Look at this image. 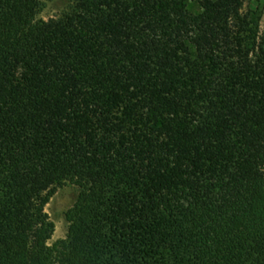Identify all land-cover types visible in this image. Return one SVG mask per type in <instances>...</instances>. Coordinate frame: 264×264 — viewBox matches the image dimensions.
Returning a JSON list of instances; mask_svg holds the SVG:
<instances>
[{"label": "trees", "instance_id": "1", "mask_svg": "<svg viewBox=\"0 0 264 264\" xmlns=\"http://www.w3.org/2000/svg\"><path fill=\"white\" fill-rule=\"evenodd\" d=\"M42 4L0 0V264H264L261 16L72 0L44 20Z\"/></svg>", "mask_w": 264, "mask_h": 264}, {"label": "rangeland", "instance_id": "2", "mask_svg": "<svg viewBox=\"0 0 264 264\" xmlns=\"http://www.w3.org/2000/svg\"><path fill=\"white\" fill-rule=\"evenodd\" d=\"M71 6L72 0H43L38 18L48 20L59 17L64 12L69 11ZM244 11L255 12L261 16L260 31L264 34V0H244ZM78 193V188L67 182L56 189L47 204L45 211L55 224V232L50 244L66 238L69 227L66 221V212L75 204Z\"/></svg>", "mask_w": 264, "mask_h": 264}]
</instances>
